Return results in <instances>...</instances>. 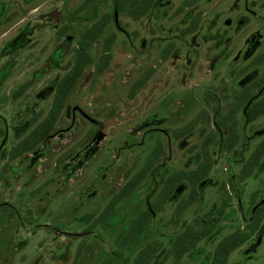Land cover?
Wrapping results in <instances>:
<instances>
[{
	"label": "rangeland",
	"instance_id": "374dc122",
	"mask_svg": "<svg viewBox=\"0 0 264 264\" xmlns=\"http://www.w3.org/2000/svg\"><path fill=\"white\" fill-rule=\"evenodd\" d=\"M133 6L0 0V264H137L154 244L143 264H209L215 244L246 229L264 200V155L250 176H239L264 138V114L248 121L243 112L245 101L264 94V0H154L138 19ZM107 13L114 17L55 128L18 154L48 113L83 33ZM112 35L110 61L99 70ZM204 149L212 167L176 216L178 201L160 204L161 188L171 173L194 169ZM147 205L155 213L128 239ZM218 209L209 236L177 262L166 257L178 234ZM227 264H264V218Z\"/></svg>",
	"mask_w": 264,
	"mask_h": 264
},
{
	"label": "trees",
	"instance_id": "16d2710c",
	"mask_svg": "<svg viewBox=\"0 0 264 264\" xmlns=\"http://www.w3.org/2000/svg\"><path fill=\"white\" fill-rule=\"evenodd\" d=\"M130 2H135V6L128 11L129 15L134 19H138L146 14L154 0H114L115 7H123L125 4ZM113 17L114 16L111 14H104L83 33L75 48V59L72 67L54 83L53 98L48 113L41 122H39L25 137L19 141L15 148L18 154L33 151L39 144L49 137L64 109L66 110L67 108V99L71 89L82 77L86 66L93 61L90 52L91 46L99 39L105 26ZM111 42H113V35L107 36L102 43L103 54L101 55L102 58H100L99 70H103L110 61L111 54L109 51ZM243 112L248 121L255 120L264 114V94L260 98L256 99L252 97V99L245 101ZM231 129L233 128L231 127ZM263 155L264 138L259 142L243 164L239 175L240 179L243 180L252 174L254 168L258 165ZM151 161H154V159H148L144 167H142L138 174L133 177L134 179H137V182L143 177V173L146 168L152 165ZM211 167L212 160L210 154L204 149L202 160L194 169L178 170L171 173L167 177L158 196L160 204L175 199V201H178L175 209V215L178 216L198 197V188L202 181L207 178ZM134 179L130 180L125 188L121 190V193H118L109 202L100 218H104V216L106 218L107 214L115 205V202L123 197V195L128 194L131 191L133 186L137 184L136 181L134 182ZM186 187L190 188L188 194L181 200H178ZM155 211L154 207L147 205L146 209L130 227V235H127L128 239H131L133 235H139L143 232V230H145V221L150 218ZM222 212V209H218L207 219L203 220L199 227H193L190 225L183 233L178 234L174 238L166 257L173 256L177 262L185 253L194 249L197 242L205 236H209L210 232L217 226L221 219ZM263 218L264 200L253 208L248 219L246 229L238 228L226 234L215 244L209 264H227L230 253L247 240L250 233L257 228ZM155 249V244L153 246H146L144 250L139 253V261L137 264H143Z\"/></svg>",
	"mask_w": 264,
	"mask_h": 264
}]
</instances>
